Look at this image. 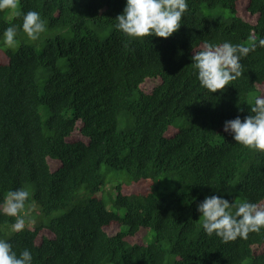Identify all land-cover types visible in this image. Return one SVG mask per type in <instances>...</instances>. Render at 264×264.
<instances>
[{"label": "trees", "instance_id": "16d2710c", "mask_svg": "<svg viewBox=\"0 0 264 264\" xmlns=\"http://www.w3.org/2000/svg\"><path fill=\"white\" fill-rule=\"evenodd\" d=\"M125 4L19 0L44 22L35 41L20 36L22 15L0 11V205L17 189L37 205L20 232L0 212V239L31 264H264V228L225 243L197 211L212 195L264 205V152L224 131L264 96V47L214 93L191 59L206 41L258 44L264 0H187L168 38L118 31ZM103 166L127 175L105 198Z\"/></svg>", "mask_w": 264, "mask_h": 264}, {"label": "clouds", "instance_id": "9594fccd", "mask_svg": "<svg viewBox=\"0 0 264 264\" xmlns=\"http://www.w3.org/2000/svg\"><path fill=\"white\" fill-rule=\"evenodd\" d=\"M13 10L15 17L22 15V29L30 40H37L45 31L44 22L36 11L22 14L19 0H0V11ZM188 11L187 0H126L121 14L115 18V28L129 38L157 36L168 38L181 26L183 14ZM16 26H10L3 33L4 44L9 48L18 47L15 39ZM128 47V43L124 45ZM257 46L264 47V39H250L247 43L232 44L223 42L212 44L204 42L202 47L193 52L192 67L197 73L200 85L209 92L223 91L243 74L241 58L254 51ZM249 103L250 115L243 121L237 116L224 123V131L231 132L235 142L249 148L264 152V96H256ZM25 189L9 190L0 205V212L15 217L12 225L14 232L23 231L26 217L31 209H25L29 198ZM232 209H235L233 212ZM201 213L200 220L208 236L215 233L225 243L238 237L247 239L250 232H259L264 228V205L248 202L246 199L235 203L219 196H206L197 205ZM29 250H23L19 256L12 245L0 239V264H31Z\"/></svg>", "mask_w": 264, "mask_h": 264}, {"label": "rangeland", "instance_id": "374dc122", "mask_svg": "<svg viewBox=\"0 0 264 264\" xmlns=\"http://www.w3.org/2000/svg\"><path fill=\"white\" fill-rule=\"evenodd\" d=\"M23 35H26L24 32L21 33L20 36H23ZM41 113H42V116L45 117V111L44 109L42 108L41 109ZM103 169L106 173V179H107V188L109 191H107L106 193H104V198L107 197L109 194H113L114 191H113V186L118 183V182H121V181H126L127 180V175L126 173L124 172H116L114 170H111L105 166H103ZM37 205L35 203H31L27 206H25V209H29V208H36ZM59 216V212H53L50 217L54 218V217H57ZM150 239V237H149ZM149 239L147 240V242L149 241ZM244 264V263H243Z\"/></svg>", "mask_w": 264, "mask_h": 264}]
</instances>
